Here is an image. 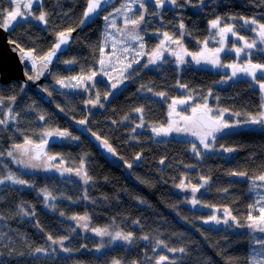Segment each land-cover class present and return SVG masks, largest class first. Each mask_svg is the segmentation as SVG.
<instances>
[{
	"label": "trees",
	"instance_id": "1",
	"mask_svg": "<svg viewBox=\"0 0 264 264\" xmlns=\"http://www.w3.org/2000/svg\"><path fill=\"white\" fill-rule=\"evenodd\" d=\"M120 1L118 0L119 3ZM118 2L104 11L92 24L76 32L69 51L55 64L50 75L52 82L43 85L54 89L51 96L53 108L45 106L32 94L21 92L18 84L13 81L6 85L0 84V95L4 97L16 95L17 99L11 107L19 113L16 123H10L7 128L0 127V152L5 153L4 156H0V176L11 171L33 184L32 188L12 184L0 186V217H3L0 219V264H112L113 260L117 259L121 264H132L133 261H138L139 264H154V260H149L148 257L158 258L159 255L168 256L175 264H227L228 257L237 258L239 264H246L244 257L249 250L248 231L232 232L222 227L212 228L198 221L211 214L210 209L213 208L211 206L221 209L228 206L233 215L240 217L241 222L245 221L247 206L250 204L244 198L247 194L246 184L240 177H232L228 173L237 170L247 171L249 175H253L264 171V142L260 140L263 137L258 135L257 140L251 139V144L244 142L241 144L242 139L251 136L239 134L231 137V141L239 147L235 158L218 152L206 154L205 158L197 160L189 149L190 142L199 144L198 141L170 137L153 139L148 126L165 122L164 102L152 92L165 91L168 96H179L176 91L178 81L187 85V92L195 94L201 102L207 97L210 107L255 113L259 107V99L252 87H249L248 78L240 76L222 84L220 81L227 70L215 69L211 65L210 67L207 65L205 69L190 65L182 75H179L175 67L165 64L159 71L137 65L134 68H139V72L133 73L132 79H129L126 85L114 90L108 100H103L105 92L110 90L103 80L95 79L98 82L96 88L90 87L89 92L79 93L60 89L55 83L54 77L57 76L78 75L82 68L85 71L98 69L99 45L105 39L103 33L106 30L103 16L119 6ZM42 4L51 14L49 27L45 29L43 25L31 19L19 22L15 30L8 31V39L17 40L26 48L35 47L45 52L51 47L55 31L69 27L77 29L86 0H42ZM8 7L7 0H0V8ZM152 8L154 5L149 4L150 11ZM229 14L237 17L255 15L264 22V5L255 7L253 0H204V5L200 8L184 6L174 9L169 6L167 10H163L162 18L150 14L146 17L151 22L144 25L147 28L146 50H150L158 43V38L153 35L156 29L179 32L178 25L180 20H183L188 32L191 33L184 37L185 47L190 51H197L202 46L197 44V40L203 42L209 37V21L217 15ZM236 23L242 24V21ZM239 31L242 35L248 33L243 28ZM210 46L218 47V44L212 42ZM172 47L175 48L176 45ZM233 55L234 53L227 55L221 53L223 62H233ZM262 57L264 55L260 52H251L250 57L243 58H250L253 62H264ZM73 58L77 63L72 65L63 63L64 60ZM142 85L145 87L141 88ZM149 88L152 89L151 92L148 91ZM209 90L212 92L211 96H208ZM97 91L104 107H97L95 112H89L90 110L84 106V100L95 97ZM216 97L220 98L219 101ZM9 103L6 99L0 111L4 112ZM57 105L64 111H60ZM137 107L144 108L143 116L147 124L145 128L136 129L133 133L132 128L139 122V115L134 111ZM41 114L46 116L45 121L39 120ZM85 116L89 131L102 139H107L117 152L118 155L113 156V161L102 157L84 137L73 131L66 120L70 118L76 121ZM125 116L128 120L121 123ZM53 128L68 129L73 135L80 137L78 141L63 140V143L58 146L52 145L47 151L62 157L66 161L64 167L78 168L80 158L85 157L87 171L92 177V181L85 187L75 180L73 174L65 173L61 176L58 171H48L45 174L30 175L21 172L7 157L6 152L13 142L22 143L25 136L39 141L41 138L39 134L43 129ZM218 143L226 145L225 140ZM137 153L142 154L139 161L134 160ZM161 158H165L163 165L159 163ZM125 161L133 163V167L127 168ZM58 162L55 161V164ZM185 175L193 183L200 182L201 175L211 177L209 185L203 188L206 192L197 194L203 203L209 205L208 211L201 208L191 210L186 205V198L190 197L183 196L174 186ZM45 187L58 197L54 202H50L55 203V210L45 208L43 197L38 195L39 190ZM223 188H228V192L219 191ZM85 190L89 200L81 199ZM17 205L23 206L29 212L35 210L36 216L29 218L20 215ZM60 211H64L66 216L87 213L91 227L131 231L135 235V240L132 244L114 242L97 253L95 247L100 242H96L92 236H85L79 228H75L74 221L61 217ZM178 218L186 223L185 226L178 222ZM37 220L44 231L35 226ZM137 220L139 224H134L133 221ZM48 234L55 238L69 236L65 243L73 251L70 254L60 252L56 245H50V241L47 240ZM145 235L150 239L141 240L140 237ZM157 239L164 241L168 247H184L187 251L184 254L179 252L173 254L167 248L158 247L154 253L152 248L156 247ZM105 242L107 243V240ZM82 244L87 247L81 248ZM39 246L56 248L55 257L31 256L29 253ZM10 249L14 250L11 255ZM20 252L25 255H17Z\"/></svg>",
	"mask_w": 264,
	"mask_h": 264
},
{
	"label": "snow or ice",
	"instance_id": "2",
	"mask_svg": "<svg viewBox=\"0 0 264 264\" xmlns=\"http://www.w3.org/2000/svg\"><path fill=\"white\" fill-rule=\"evenodd\" d=\"M7 3L9 4L8 8H0V29L3 31L8 32L9 30H15L19 21H29L30 19L37 21L38 24L43 25L45 29L49 27V17L51 14L43 7L42 0H7ZM110 4L111 0H86V7L83 10L79 25L86 26L89 22H94V19L98 18ZM149 4L154 5L151 11L149 9ZM253 4L255 7H260L264 5V0H253ZM34 5H40V7L37 9L34 8ZM203 5L204 0H195V2L194 0H182V2L181 0H123L120 8H115L114 12H109L107 15L103 16L106 31L103 33L105 39L101 41L99 45L100 57L97 60L99 69H88L85 71L82 68L78 75L54 77L56 85H58L60 89L89 92L90 87L96 88L98 85V82L94 79L97 75L106 76L108 77L110 90L105 92L103 100H108V98L113 95L114 90L119 89L126 80L132 79L133 73L139 72V68H134L133 65H140L143 68H148L150 65H158L159 63L166 62L164 60L165 53L175 57L177 70L180 69L181 65L188 63L184 59L185 56H190L191 62L196 65H211V67L215 69H231V75L225 74L220 83L226 84L228 81L237 79L240 76L248 78V80H250L249 87L258 86L259 89L260 105L258 111L255 113H241L229 108H213L209 106L207 97L203 98L202 104H192L191 93H189L187 97L183 98L172 97L171 103L168 105L169 119L167 122L158 125H149L148 128H150L153 134V139L157 137H168L172 133L195 137L199 144L190 142L191 148L189 150L194 154L197 160L205 158L207 153L236 152L238 150L236 147L219 144V140L234 134L236 129L243 126H255L264 133V62H253L250 58L242 60V57H250L251 50L257 49L258 45H264V22L257 19L255 15L251 17L243 15L237 17L231 14L227 16L217 15L214 19L209 21V37L203 42L197 40V44H202V46L197 51H190L185 47L184 37L191 33L188 32L184 21L180 20L178 25L179 32L156 29L153 35L158 38V43L150 50H146L145 34H147V28L144 27V25L151 23L146 19L149 14L153 17L162 18L163 10H167L169 6L178 9L184 6L200 8ZM116 13L122 15L123 27H117L116 21L111 19ZM236 21H242V24H238ZM161 23L163 24L162 19ZM23 26L24 25H21V27ZM241 28L255 33L256 37H259V40L250 39L240 34L239 29ZM109 29L113 30L115 35H112ZM75 30V28L69 27L67 29L55 31L51 47L45 52H41L35 47L26 48L17 40H8V44L12 46V51L18 54L20 64L24 66V77L26 81L35 83L41 76H44L45 73H49V66L52 65L54 61L60 62L59 54H62L64 47L69 45L72 39L71 34ZM230 37L232 39H230ZM209 41H213L219 46L212 47L209 45ZM236 41H239L240 44L238 45ZM133 45H135V47H133ZM172 45H176V47L173 48ZM106 46L111 47V53H105ZM258 50L264 52V48H259ZM129 53H131V55H128ZM221 53H225L226 55L228 53H235L236 60L231 63H224ZM144 56L148 57L147 62L141 64L140 59L137 57ZM261 59L264 61V57ZM237 61L241 62L237 63ZM63 63L65 65H72L77 63V61L73 58L64 60ZM117 64H120L121 67L117 68ZM113 72L117 73L116 77L112 76ZM176 86L187 90V85L181 84L179 81ZM18 87L20 91L23 92L26 84H20ZM144 87V85L141 86V88ZM139 90L140 89H138V91ZM40 91L45 92L48 97H51L54 89L41 87ZM148 91L151 92L152 89L149 88ZM152 94L159 96L161 100H167L169 98L165 91L152 92ZM211 95L212 92L209 90L208 96ZM6 99L10 103L4 111L3 117L0 118V127L4 128H7L10 123H16L19 115V113H16L11 107V104H14L17 99L15 94L8 97L0 95V108L4 107V101ZM216 99L219 101L220 98L216 97ZM84 104L86 107L88 105L92 107H104L98 91L95 97L85 99ZM189 105L191 106V116L182 115L181 111H178V109L187 111L186 106ZM57 107L60 111H64L60 105H57ZM29 110L34 109L29 108ZM134 111L139 115V122L132 128L131 131L133 133L136 132V129L145 128L147 124L143 116L144 108L137 107ZM228 116L237 118L243 117V119L229 120L226 118ZM175 117H179V119ZM39 120L45 121L46 116L41 114ZM127 120L128 117L125 116L121 123ZM75 122L79 125H86L87 116ZM113 123H115V121H113ZM39 135L41 137L39 141L34 140L30 136H25L22 143L13 142L6 152L7 157L12 158V162L23 169L37 170L42 168L44 171H49L54 168L61 176L65 173L75 174L85 185L92 181V177L89 175L86 168L85 157L82 156L80 158L78 168L64 167L66 161L59 155L51 154L46 149V146L49 144V138L55 137L60 140L78 141L80 139L79 136L73 135L68 129L60 130L59 128L50 130L43 129ZM92 135L100 141V145L106 152L111 153L113 156L118 155L107 139H102L100 136L96 135V133H92ZM4 155V152H0V156ZM141 158L142 154L137 153L134 160L139 161ZM53 161L59 162L53 164ZM159 163L163 165L165 163V158H161ZM125 166L131 169L133 163L125 161ZM185 167H195V165H185ZM228 175L246 178L249 181L248 191L250 193H255L254 202L247 206L248 211L245 221L241 222L240 217L233 215L232 210L228 206L223 207V217H219L215 214V212L218 211L216 206H211L214 211L206 219H203V223H213L215 225L224 224L229 227L246 228L248 230L247 236L249 244L248 254L244 257L246 264H264V171H261L259 174L249 175L247 171L231 170ZM210 180L211 177L201 175L199 177L200 182L193 183L185 175L180 179L179 183L174 186L180 191L191 190V197L186 198V202L190 203L193 208L197 205L209 207V205L203 203L196 194L200 192L201 188L209 185ZM6 183L26 188L33 187L30 180H26L19 174L11 171H8L6 175L0 176V185H5ZM219 191L227 193L228 188H223ZM38 195L43 197L45 208L49 210L56 209L55 203H50L58 199L53 191L45 187L39 190ZM63 198L71 199L70 197ZM81 199H90L86 190ZM138 202L144 203L142 200H138ZM17 208L19 209V214L24 217L31 218L36 216L35 210L29 212L20 205H17ZM59 215L65 219L75 221V228H80L85 232L91 231L97 237H100L101 242L95 247L97 253L114 242L121 241L132 244L135 240V235L131 231H112L110 227H91L90 217L87 213L83 215L66 216L64 211H60ZM0 219H3V217H0ZM133 223L139 224V221H133ZM35 226L40 231H44L38 220ZM75 228L72 229L73 232ZM257 233L260 235H256ZM105 237L109 238L107 243L104 241ZM68 239L69 236L55 238L50 234L47 235V240L50 241V245H56L60 252L70 254L73 249L66 246L65 242ZM140 239L147 241L150 237L145 235L141 236ZM80 247L86 248L87 245L82 244ZM158 247L167 248V250L173 254L176 252L184 254L187 251L184 247H168L164 241L159 239L156 241V247L152 248V252L155 253ZM13 252L14 250H9L10 255ZM29 254L33 257L43 255L51 258L55 257L56 248L39 246L34 248ZM17 255L23 256L25 253L20 252L17 253ZM148 259L154 260V264H175V262L171 261L166 255H159L158 258L148 257ZM226 260L227 264H239V260L234 257H228ZM112 264H121V261L118 259L113 260ZM132 264H139V262L133 261Z\"/></svg>",
	"mask_w": 264,
	"mask_h": 264
},
{
	"label": "water",
	"instance_id": "3",
	"mask_svg": "<svg viewBox=\"0 0 264 264\" xmlns=\"http://www.w3.org/2000/svg\"><path fill=\"white\" fill-rule=\"evenodd\" d=\"M117 1L118 0H111V4L106 7V10L116 5ZM96 19L97 18H95L94 20ZM92 23L93 22H89L86 26ZM86 26L79 25L77 29L74 32H72L71 34L72 39L70 40L69 45L64 47L63 53L59 54V60L65 53L69 51L74 41L76 32L82 30ZM8 40H9L8 32H5L2 29H0V84L6 85L12 81L17 83L18 85L26 84V87L23 91L24 93L32 94L34 98H36L42 104H44L47 107L53 108L54 105L52 103L51 97H48L45 92H41L40 88L43 87L44 84H49L52 82V76L50 75H52V72L55 68V64H57V62L54 61L53 64L49 66V73L51 74L45 73V75L41 76L40 79L37 80L35 83L31 81H26L24 77V66L20 64L18 54L12 51V46L8 44ZM66 120L73 129V131L78 135H80L81 137H84L92 146L95 147V149L100 153L102 157H104L108 161H113L114 159L113 155L105 151V149L100 145V141H98L96 137L93 136L92 133L89 131L87 125H79L70 118H66ZM170 136L175 137L176 135L175 136L170 135ZM62 141L63 140H60L55 137L49 138V144L46 146V149H48V147L52 146L53 144L61 143ZM179 223H181L184 226L186 224L180 219H179Z\"/></svg>",
	"mask_w": 264,
	"mask_h": 264
},
{
	"label": "rangeland",
	"instance_id": "4",
	"mask_svg": "<svg viewBox=\"0 0 264 264\" xmlns=\"http://www.w3.org/2000/svg\"><path fill=\"white\" fill-rule=\"evenodd\" d=\"M123 2V0H121L120 1V3H119V6H117L116 8H120L121 7V3ZM112 11L111 12H114V8L113 9H111ZM111 19H114L115 21H116V25H118V27H123V17H122V15L120 14V13H116L113 17H111ZM120 21V23L118 24V22ZM19 22H23V20H21V21H19ZM106 31V30H105ZM109 31H111V33H112V35H115V32L113 31V30H110L109 29ZM247 31V30H246ZM248 33L247 34H245L246 35V37H248V38H250V39H257V40H259V37H256V35H255V33H253V32H251V31H247ZM251 36H253V37H251ZM212 42L213 41H211V42H209V45H211L212 44ZM237 44L239 45L240 44V42L239 41H237ZM118 47H119V45H118ZM133 47H135V45H133ZM259 48H264V45H258V48L257 49H253V50H251V52H260V53H262L263 55H264V52H261V51H259L258 49ZM112 52V49H111V47L110 46H106L105 47V53L107 54V53H111ZM128 55H131V53H129ZM138 59H140V61H141V64H143V63H145V62H147V59H148V57L147 56H144V57H137ZM236 57H235V53H234V55H233V60H236L235 59ZM184 59H185V61H187L188 63H186V64H184V65H181L180 66V69L179 70H177V69H175V70H177L179 73L180 72H182V74H184L187 70H188V67H190V65L191 66H195V64L193 63V62H191V57L190 56H185L184 57ZM248 59V58H247ZM164 60L166 61V62H163V64H165V65H167V66H169V67H175L176 68V63H175V57L174 56H172V55H169L168 53H165L164 54ZM242 60H244V58L242 57ZM239 62H241V61H237V63H239ZM137 65H133V67H136ZM116 67L117 68H119V67H121V65L120 64H117L116 65ZM154 66L153 65H150L149 66V68H153ZM156 67H159V66H156ZM98 69H99V64H98ZM97 69V70H98ZM225 70H227L225 73L227 74V75H231V69H225ZM131 71V70H130ZM112 76L113 77H116L117 76V73L116 72H113L112 73ZM94 79H97V80H103V81H105L106 83H107V85L109 86V88H110V84H109V81H108V77H106V76H101V75H97ZM97 80H95V81H97ZM128 83V80H126L125 82H124V84L123 85H121L119 88H121V87H123L125 84H127ZM252 87H254V86H252ZM67 90H69V89H67ZM71 91V90H70ZM74 92H76V93H79V92H83V91H74ZM169 98L167 99V100H163V102H164V106H165V108H166V110H165V118H166V115H168V112H169V109H168V105L171 103V96H168ZM173 97H176V98H182L181 96H177V95H175V96H173ZM158 99H160V97L158 98ZM161 100V99H160ZM85 106V105H84ZM190 107V106H189ZM87 108L90 110L89 112H95L96 110H97V107H92L91 105H88L87 106ZM190 109H191V107H190ZM178 110H183V109H178ZM3 111H0V118H2L3 117ZM168 119H169V116H168ZM177 119V118H176ZM193 141V140H192ZM63 143V142H62ZM54 145H60V143H57V144H53V146ZM51 147V146H50ZM50 147H48V149L50 148ZM190 148H191V146H190ZM11 160H12V158H10ZM53 164H55V161H53L52 162ZM20 170H21V172H25V173H28V174H30V175H38V174H45V173H47L48 171H44L42 168H40V169H37V170H30V169H23V168H21L19 165H17V164H15ZM52 171H56L54 168L52 169V170H49V172H52ZM73 175H75V174H73ZM75 180H78L79 181V183L82 185V186H86L82 181H81V179L78 177V176H76L75 175ZM7 185L8 184H11V183H6ZM5 184V185H6ZM1 186V185H0ZM17 186V185H16ZM206 187V186H205ZM204 187V188H205ZM182 192V195L183 196H187V197H191V190L189 189L188 191H181ZM201 192H206L205 190L203 191V188H201V190H200V192H198L197 194H201ZM196 194V195H197ZM186 205L187 206H189V208L191 209V210H195V209H200L201 208V210H204V211H208V209H207V207H201L200 205H197L195 208H193L192 207V205L190 204V203H187L186 202ZM218 209V211H216L215 212V214L217 215V216H219V217H223V215H224V213H223V209H221V208H217ZM213 211H214V209L213 208H211L210 209V212H211V214L213 213ZM209 216V215H208ZM207 216V217H208ZM206 217V218H207ZM206 218H204V219H206ZM75 222V221H74ZM198 222H201V223H203V220L202 219H200ZM76 223V222H75ZM204 224V223H203ZM205 225H207V226H209V227H212V228H219V227H222V228H224L225 230H229V231H232V232H235V231H238V230H244V231H248L246 228H236L235 226H225L224 224H220V225H215V224H213V223H209V224H205ZM79 230L80 231H82L83 233H84V235L85 236H92V237H94L95 239H96V242H101V238L100 237H97L94 233H92L91 231H90V233L88 234V232H85V231H83L82 229H80L79 228ZM257 235H260L259 233H257ZM108 241V237H105L104 238V241Z\"/></svg>",
	"mask_w": 264,
	"mask_h": 264
},
{
	"label": "flooded vegetation",
	"instance_id": "5",
	"mask_svg": "<svg viewBox=\"0 0 264 264\" xmlns=\"http://www.w3.org/2000/svg\"><path fill=\"white\" fill-rule=\"evenodd\" d=\"M40 5H35L34 8H39ZM219 46V45H218ZM195 64V63H194ZM203 65V64H202ZM156 66H159V67H156ZM163 66V63H159L158 65H155L153 68H152V71H159L160 70V67ZM204 67H202L201 65H196L195 64V67L197 68H202V69H205L207 65H203ZM210 67V65H209ZM179 75H182V72L179 73ZM177 87V86H176ZM120 89V88H119ZM252 89L256 92L257 94V97L259 99L258 101V104L260 105V94H259V89H258V86H254L252 87ZM118 90V89H117ZM177 93L179 94V96H181L182 98L183 97H187L189 95V92H187V90L183 89V88H180V87H177ZM115 92V91H114ZM178 96V95H177ZM178 96V97H179ZM191 97H192V101L191 103L192 104H202L203 102H201L196 96L195 94H192L191 93ZM209 104V103H208ZM190 106V105H189ZM189 106H186L187 108V111L185 110H178V111H181V114L182 115H187V116H191L192 115V112H191V109ZM210 106V105H209ZM216 108V107H215ZM258 110H259V107H258ZM257 110V111H258ZM250 113V112H249ZM231 117V118H230ZM177 119H179V117H175ZM227 119L229 120H235V119H243V117H240V118H237V117H234V116H228L226 117ZM168 120V115H166V118H165V122L166 123ZM239 134H247V135H250L251 137L249 138H246V139H242L241 141V144L244 142L245 143H248V144H251L252 143V140L251 139H255L256 140L258 139V135H261L263 137V139L260 138V140H262V142H264V133H262L258 128H256L255 126H243L241 128H238L235 130V133L234 134H231V135H228L227 138H223V139H220L219 141L220 142H223L225 140V143L227 146H233V147H236L238 150H239V147L236 146V143H233L231 140L232 138L231 137H234V136H237ZM171 135L175 136L173 138H180V139H186V140H190V139H194V141H197L195 139V137H192V136H188V135H177L176 133H172ZM203 150V149H201ZM238 150L234 153H222L224 154L225 156H227L226 154H228L231 158H235L237 153H238ZM263 150V149H262ZM264 151V150H263ZM218 152H216L217 154ZM207 154H213V153H207ZM203 159V158H202ZM242 182H244L246 184V192L247 194L244 195V198H245V201L247 203H253L254 202V198H255V193H250L248 191V185H249V181L246 179V178H241ZM181 192V191H180ZM182 194V192H181ZM258 214V213H256ZM244 231V230H243ZM257 235V234H256Z\"/></svg>",
	"mask_w": 264,
	"mask_h": 264
},
{
	"label": "crops",
	"instance_id": "6",
	"mask_svg": "<svg viewBox=\"0 0 264 264\" xmlns=\"http://www.w3.org/2000/svg\"><path fill=\"white\" fill-rule=\"evenodd\" d=\"M181 220V218H179ZM179 219H177L179 221Z\"/></svg>",
	"mask_w": 264,
	"mask_h": 264
},
{
	"label": "clouds",
	"instance_id": "7",
	"mask_svg": "<svg viewBox=\"0 0 264 264\" xmlns=\"http://www.w3.org/2000/svg\"><path fill=\"white\" fill-rule=\"evenodd\" d=\"M118 2V1H117Z\"/></svg>",
	"mask_w": 264,
	"mask_h": 264
}]
</instances>
